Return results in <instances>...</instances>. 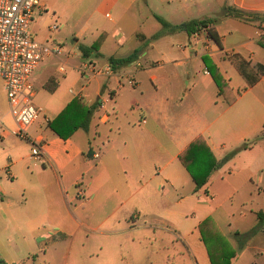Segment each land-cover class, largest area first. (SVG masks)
Returning <instances> with one entry per match:
<instances>
[{
  "label": "crops",
  "instance_id": "crops-1",
  "mask_svg": "<svg viewBox=\"0 0 264 264\" xmlns=\"http://www.w3.org/2000/svg\"><path fill=\"white\" fill-rule=\"evenodd\" d=\"M116 1L124 11H130L138 0ZM215 1L220 9L209 17L203 14L206 12L204 6H211L212 0H203V6L196 1L188 6L182 1V9L189 14L193 6H199L200 19L190 21L217 20L211 28L221 46L206 31L192 36L185 32L167 34L151 43L147 41L154 35H137L143 47L122 57L117 56L119 46L113 48L109 57L104 55L109 41L107 32L96 36L92 45H85L92 47L105 36L99 50L89 57L102 64L101 67L93 65L96 73L89 74L106 79L103 91L96 95L95 102L87 104L86 88L82 85L75 97L95 108L90 128L88 131L80 129L64 140L49 128L53 119L39 108L38 121L43 117V123H35L29 133L35 142L42 144L46 162L41 164L34 160L33 146L31 154L14 158L7 149L0 148V238L11 229L22 231L28 226L26 220H77L83 205L100 202L96 194L101 192L110 194L120 190L129 194L124 205L133 206V220H142L149 217L146 210L156 202L155 194L160 187L164 188L161 191L165 196L164 206L172 208L164 209L160 217L179 229V220L188 207L185 192L191 191L199 203L214 202L217 201L215 183L221 181L229 187L230 198L243 191L249 194L251 205L256 208L253 211L255 220L249 222L246 215L241 220L225 219L217 215L220 208L204 209L206 215L195 223L191 235L186 234L192 254L197 263L211 264L198 227L212 218L220 235L236 253L232 264H239L247 255L253 258L249 264H264V222L260 223L258 218L259 212L264 213V0ZM45 5L47 8V2ZM227 8L242 11L244 19L226 16ZM173 22V25L186 23ZM118 42L119 45L125 43L122 38ZM136 51L140 52L138 59L118 70L109 62L110 58H127ZM154 51L160 52L167 61L156 59ZM204 56L213 60L237 95L233 105H228L219 94L203 62ZM89 58L84 57L85 60ZM110 66L112 72L107 73ZM165 67L172 70L156 75ZM201 67L202 74L199 73ZM129 68L136 71L122 73ZM147 70L148 76L141 80L142 73ZM59 72L62 75L67 73L66 64ZM248 79L256 83L250 86ZM159 82L165 89L162 95ZM59 87L55 77H50L44 85L52 94ZM71 93L75 94L73 90ZM146 96L149 98L141 101ZM125 102L127 104L123 105ZM11 134L0 118V140L11 137ZM199 137L205 138L218 162L243 145L247 144L248 148L214 172L208 184L195 193L196 185L179 156ZM5 155H8V162L1 167ZM94 161L98 163L93 164ZM119 171L124 179L118 183L114 181L113 172ZM14 184L16 188L12 186ZM79 189L83 190L84 197L79 198ZM201 192L208 194L207 198H196ZM173 204L177 211L173 210ZM247 224L248 227L244 228ZM180 237L186 240L181 233ZM240 242L244 244L240 245ZM10 255L13 257L16 253L11 251ZM20 261L13 259L9 264Z\"/></svg>",
  "mask_w": 264,
  "mask_h": 264
},
{
  "label": "rangeland",
  "instance_id": "rangeland-1",
  "mask_svg": "<svg viewBox=\"0 0 264 264\" xmlns=\"http://www.w3.org/2000/svg\"><path fill=\"white\" fill-rule=\"evenodd\" d=\"M182 1L188 6H192L194 1L203 6V0H138L132 10L124 11L123 6L116 0H44L45 4L47 2L48 13L42 15L37 13L30 30L37 42L62 47L63 53L59 57L52 56L45 59L35 73L34 104L43 110L44 115L54 120L76 99V94L79 93L82 85L86 88L85 103L95 102L96 95L103 91L106 79L93 77L84 65L88 63L101 67L102 64L95 59L85 60L80 47L92 45L96 36L107 32L109 41L104 55L109 57L113 48L118 46L117 56L128 55L144 45L137 35L144 34L151 37L164 31L156 16L171 24L174 23L173 21L182 23L191 19H200L199 6H193L191 13L187 14L182 9ZM204 7L206 12L203 14L208 17L213 16L212 12L220 9L215 0H212L211 6ZM54 27L58 29L52 31ZM134 29L136 32L133 31ZM85 30V34L81 35ZM120 38L125 43L119 45ZM153 54L156 59L167 61L160 52L154 51ZM142 62L144 65L147 63L146 60ZM64 64L67 73L62 75L59 69ZM171 70V67H165L156 75ZM124 71L135 72L136 69L129 68L122 73ZM146 72L148 70L142 73L141 80L146 79L145 75L148 74ZM199 73H203V67L199 69ZM50 77L57 78L60 83L58 91L54 94L44 88ZM161 86L160 95L165 93L162 84ZM71 90L75 94H72ZM103 95L107 96V94ZM137 95H140V92H137ZM148 98L149 96L142 97L141 101ZM126 104L127 102L123 103ZM109 106L107 104L111 112ZM0 118L12 131L11 137L0 140V148L7 149L13 158L17 155L31 154L32 144L15 133L17 124L10 110L6 84L2 78H0ZM43 119L41 117L40 121L36 122L37 125L43 123ZM29 137L31 138L30 133ZM7 159L8 155H5L1 160V167L8 162ZM97 163L98 161L93 162V164ZM113 178L119 183L124 179V175L120 171L113 172ZM12 186L16 188L17 185ZM215 187L217 201L206 200L204 205L196 201L191 191L185 192L187 194L184 197L188 207L179 220V229L170 226L160 217V212L164 209L172 210L170 206H164L165 196L161 194L164 189L162 187L155 194L156 202L146 210L149 217L142 220H133L132 215L135 213L133 206L124 205L129 194L121 193L120 190L110 194L101 192L96 194L100 202L97 201L98 203L95 202L91 206L83 205L77 220H26L28 226L22 231L11 229L0 238V260L7 264L13 259L21 260L16 264H207L197 263L186 236L187 233L191 235L195 223L206 215L204 209L209 211L220 208L217 215L225 219L231 217L233 220H241L246 215L245 218L249 222L255 220L253 211L256 208L252 207L246 191L230 198L229 187L223 182L220 181L218 184L216 182ZM207 196L208 194L201 192L196 198H207ZM145 197L144 195V199ZM173 206V210L177 211L176 205ZM245 227H248V224ZM180 233L186 240L180 237ZM203 244L207 252V247H211L213 253H218L212 241L208 246ZM243 244L244 242H240V245ZM40 249L43 251L40 252ZM11 251L15 252L16 256L12 257ZM225 251L229 254L232 250L227 246ZM252 259L247 255L239 264H249Z\"/></svg>",
  "mask_w": 264,
  "mask_h": 264
},
{
  "label": "trees",
  "instance_id": "trees-1",
  "mask_svg": "<svg viewBox=\"0 0 264 264\" xmlns=\"http://www.w3.org/2000/svg\"><path fill=\"white\" fill-rule=\"evenodd\" d=\"M225 15H229L238 19H244L245 13L236 9L227 8L225 10ZM156 19L161 23L164 31L155 34L150 40L147 41V43L157 41L167 34H177L185 32L189 36H192L202 31H206L209 37L219 46H221L216 32L211 28V26L217 22V20L215 19L193 20L181 25H173L159 16H156ZM104 39L105 36H102L92 47L81 46L80 50L83 56L87 58L91 57L93 53L99 50ZM139 54L140 52L136 51L127 58H110L109 62L115 70H118L135 62L138 59ZM202 59L219 89V94L224 97L228 105H233L237 101V95L233 92V89L230 87L228 81L222 75L218 66L209 56H204ZM262 73H264V68H262ZM243 75L245 76V73ZM245 77L247 78V76ZM248 83L250 86H252L256 83V81H250L248 79ZM56 86L57 84H55V87ZM52 91H54V89ZM94 109V107H88L86 104L81 102V100L76 98L54 120L49 123V128L60 138L67 140L80 129L84 131L89 130ZM247 148V144L243 145L242 147L227 155L222 161L218 162L214 157L213 152L210 149L205 138L199 137L183 153L180 154L179 159L184 168L192 177L196 185L195 193H197L208 184L209 179L214 172L221 169L224 164L230 161L240 151ZM258 218L260 220V223H263L264 213L259 212ZM198 229L201 235V241L205 243V245L208 246L209 242L211 241L216 245L218 252L217 254L212 252L211 247L208 248L206 246L208 249V255L211 264H232L231 261L236 257V253L234 251H231V253L228 254L225 251L226 247L229 244L226 239L222 237V235H220L214 220L212 218L206 219L200 224ZM257 230L258 229L254 230L253 232L256 233ZM0 264L7 263L0 260Z\"/></svg>",
  "mask_w": 264,
  "mask_h": 264
},
{
  "label": "built area",
  "instance_id": "built-area-1",
  "mask_svg": "<svg viewBox=\"0 0 264 264\" xmlns=\"http://www.w3.org/2000/svg\"><path fill=\"white\" fill-rule=\"evenodd\" d=\"M46 12L44 0H0V78L6 84L10 110L17 124L16 135L32 144V157L41 164L46 162L42 144L29 137L30 128L38 122L41 114L34 104L33 76L46 58L63 53L59 46L37 42L30 30L37 13ZM56 29L58 27L52 31ZM85 68L88 73H96L93 65L86 64ZM111 72L110 66L107 73ZM78 195L84 197L82 189Z\"/></svg>",
  "mask_w": 264,
  "mask_h": 264
}]
</instances>
